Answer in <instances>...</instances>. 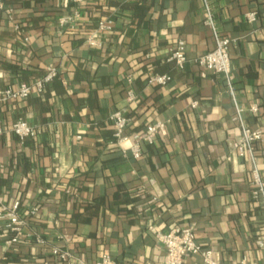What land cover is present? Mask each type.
Here are the masks:
<instances>
[{"label": "crops", "instance_id": "obj_1", "mask_svg": "<svg viewBox=\"0 0 264 264\" xmlns=\"http://www.w3.org/2000/svg\"><path fill=\"white\" fill-rule=\"evenodd\" d=\"M5 1L24 29L0 15V89L32 83L50 66L58 75L42 92L0 105V197L20 201L26 221L13 245L0 227V264H62L52 246L88 264L105 254L117 264H164L150 227L192 228L221 264H264V196L251 184L254 167L264 180V138L243 155L232 146L243 124L264 131V0H212L217 30L231 40L229 81L195 63L215 47L202 0ZM76 10L80 18L60 27ZM100 21L101 43L89 46ZM179 43L182 69L170 60ZM154 74L173 79L148 85ZM117 110L130 135L166 124L140 143L139 159L111 144ZM18 119L39 135L21 143L10 131Z\"/></svg>", "mask_w": 264, "mask_h": 264}, {"label": "built area", "instance_id": "obj_2", "mask_svg": "<svg viewBox=\"0 0 264 264\" xmlns=\"http://www.w3.org/2000/svg\"><path fill=\"white\" fill-rule=\"evenodd\" d=\"M73 1L74 3L80 5L85 0ZM202 1L204 2L203 22L213 33L215 47L208 53L198 57L195 60V63L200 67L214 72L215 74L224 75L227 81H229L231 74V40L222 36L217 30L212 12V0ZM2 8L3 1L0 0V10ZM7 14L9 22L14 23L15 28L19 29V26L14 22L13 9H8ZM80 16V12L76 10L72 15L60 18L59 25L60 27H64L66 25L73 24L80 18ZM246 18L249 21H255L257 13H248ZM106 29L107 21H100L95 33L90 35L85 40V43L92 47L99 46L101 42L97 39L96 35ZM26 40H28V38H26ZM170 60L175 63L177 68H184L188 58L186 55L185 45L183 43H179L175 49L172 50ZM57 75L58 69L54 66H50L44 77L36 79L32 83L21 82L17 85L10 84L5 88L0 89V105L11 101L24 100L28 98L33 91L42 92L46 85L53 81ZM172 79V76L169 74H154L147 78V84L166 86L172 81ZM129 99H133L132 95ZM195 105L196 103H194V106ZM249 109L253 113H258L259 105L252 104ZM109 120L113 127V140L111 144L120 150L123 155L130 153L135 159H139L142 156V150L140 147V143L142 141L152 143L160 133H164L166 130V124L162 121H158L147 126L143 135H130L127 131L129 119L121 110L115 111L110 116ZM10 131L19 139L21 143L25 142L27 139L35 138L40 133L38 129L29 125L22 119L15 121L12 124ZM3 133V129L0 128V135ZM263 138V130L253 129L243 124L241 139L239 141L232 142V146L240 153V155H243L245 148L249 151H253L254 145L257 142L262 141ZM251 184L254 188V194L256 196H264V180L257 167H254L252 171ZM20 206V201H14L13 203L8 204L0 197V227L3 226L5 230L10 233V238L7 241L9 245L18 243L24 235L26 221L21 215ZM150 230L154 233L157 241L160 242L165 249L166 259L164 264H184V259L188 256H198L202 259L204 264H221L220 260L216 257L212 250L204 248L197 242L196 234L190 227H175L166 232L156 230L153 227H150ZM37 241L39 244H46V240L41 237H38ZM257 243L260 247H264V238L258 240ZM52 255L62 264H88L74 253L63 249L61 246H52ZM94 264L117 263L110 257V255L105 254ZM239 264H245V260H242Z\"/></svg>", "mask_w": 264, "mask_h": 264}, {"label": "trees", "instance_id": "obj_3", "mask_svg": "<svg viewBox=\"0 0 264 264\" xmlns=\"http://www.w3.org/2000/svg\"><path fill=\"white\" fill-rule=\"evenodd\" d=\"M2 1H3V8L0 10V15L5 14V11H7L10 8L13 9L12 4H9V2H6L5 0H2ZM72 3H73V0H72ZM73 4L75 5V3H73ZM14 10L15 9H13V12H15V14H16V10L15 11ZM3 16H5V17H3L4 19H6V18L8 19V15L5 14ZM15 22L19 26L20 30L24 29L23 25L21 24V22L19 20H16ZM112 140H113V132H112L111 142H112Z\"/></svg>", "mask_w": 264, "mask_h": 264}]
</instances>
